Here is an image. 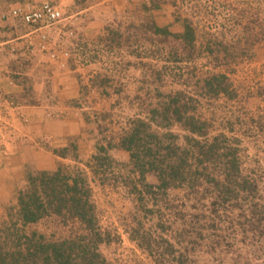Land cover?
<instances>
[{
  "label": "rangeland",
  "instance_id": "374dc122",
  "mask_svg": "<svg viewBox=\"0 0 264 264\" xmlns=\"http://www.w3.org/2000/svg\"><path fill=\"white\" fill-rule=\"evenodd\" d=\"M134 1L138 3L130 5V15L120 19L115 28L122 32L119 43L129 52L127 55L139 58L133 62L145 71L143 78L152 85L150 94L139 100L137 108L148 111L150 107L160 106L167 101L166 94L177 91L193 97L189 112L205 120L207 128L204 137H194L207 142L217 137L218 157L207 169L219 184L205 181L200 175L190 188L172 187L155 197L144 191L139 195L129 187L136 181L130 162L110 156V171L104 183L100 177L91 178L86 174L92 187L98 224L107 239L99 243L98 250L111 264H158L154 260L159 258L162 249L154 248L163 245L159 239L163 237L174 243L175 255L181 254L184 264H264V0H159L158 7L147 9L143 6L150 0ZM83 3L86 0H75L67 7L64 14H71L76 27L74 37L65 35L64 38L79 42L78 19L71 11L78 10ZM7 9L0 7V15ZM177 16L192 18L200 29L219 34L226 42L245 36L244 32L248 36L247 52L240 54L237 63L228 69L211 68L207 59L199 57L196 51L193 61L172 60L168 50L176 46L177 55L182 56L181 42L163 32L154 33L146 26L152 22L161 29L179 33L183 30V21L177 20ZM240 19L241 23L236 25ZM131 22L135 27L128 26ZM136 26L140 28L137 30ZM77 45L76 49H62L57 45L54 59L64 57V50L70 51L68 58H77L80 52L79 43ZM44 52L49 55L48 51ZM208 70L226 73L231 97L205 92L202 79ZM115 114L111 123L119 122L118 117L124 116L123 110ZM151 128L165 132L155 125ZM167 131L175 134L176 144L185 145L186 131L176 124ZM227 149L236 156L234 172L224 167L229 157L220 155ZM146 181L157 183L151 173L146 175ZM25 183V178L16 179L6 193H0V224L16 214L19 191L24 189ZM138 220L141 225L135 233L138 238L134 240L130 235ZM56 223L52 218H45L25 229L47 236L53 231L56 236L66 235L68 229ZM145 231L155 240L150 252L138 246L140 235Z\"/></svg>",
  "mask_w": 264,
  "mask_h": 264
},
{
  "label": "crops",
  "instance_id": "0c3cea01",
  "mask_svg": "<svg viewBox=\"0 0 264 264\" xmlns=\"http://www.w3.org/2000/svg\"><path fill=\"white\" fill-rule=\"evenodd\" d=\"M42 1L56 4L64 16L75 2L0 0V7ZM136 3L86 0L71 11L78 19L79 42L64 38L62 21L57 27L36 29L0 15V193H6L16 179L23 181L29 168L52 171L69 163L96 178L91 165L101 154L100 147L103 155L129 163L130 152L118 142L136 118L167 130L151 121L149 111L137 108L152 89L144 80L145 71L133 62L139 58L109 40L117 22L128 17L130 5ZM41 31L62 49L82 44L77 58L50 57L39 47ZM120 110L124 116L111 123Z\"/></svg>",
  "mask_w": 264,
  "mask_h": 264
},
{
  "label": "trees",
  "instance_id": "16d2710c",
  "mask_svg": "<svg viewBox=\"0 0 264 264\" xmlns=\"http://www.w3.org/2000/svg\"><path fill=\"white\" fill-rule=\"evenodd\" d=\"M159 4V0H150L143 8H156ZM176 19L183 21L182 32L171 33L152 22L146 26L154 33L163 32L181 42L183 57L177 55L179 51L176 46H170L168 50L169 57L174 61H193V52L196 51L199 57L207 59L211 68L228 69L237 63L240 54L247 52L245 48L249 45L248 36L244 32L242 34L245 36L226 42L219 34L200 29L192 18L177 16ZM239 21L241 19L236 21V25L241 23ZM128 26L135 27V23L131 22ZM136 28L138 30L140 26ZM121 36L116 30L110 33L109 40L119 44ZM205 75L202 81L206 93H224L231 97L225 72L208 70ZM165 97L166 102L148 109L151 121L166 129L176 124L186 131L187 134L183 136L184 146L174 142L176 136L173 132L166 130L159 133L151 128L149 121L141 118L134 119L132 126L119 136V146L130 152V170L136 175V181H132L129 186L130 190L139 195L144 191L155 197L172 187L190 188L195 186V181L200 175L205 181H218L210 176L207 169L218 157L217 137L210 142L194 137H204L207 128L205 120L189 112V109H192L189 102L193 101V97L184 96L180 91L166 94ZM108 144L112 145L110 142ZM99 149L101 154L93 157L94 163L91 167L93 175L100 177L101 183H104L111 159L107 154H102L104 148ZM220 155L229 157L224 167L234 172L237 168L235 153L227 149ZM150 173L156 177L157 183L146 181V175ZM227 176L226 174V179ZM122 179L125 182L124 176ZM25 182L24 189L19 191L16 214H11L10 220L0 224V264H111L98 250L99 243L107 239L103 237L105 231H102L98 224L92 187L84 169L76 165L59 164L52 171H27ZM223 188L229 189L226 186ZM45 218L56 220L55 225L68 229V233L56 236L53 231L47 236L37 230L25 229L27 225L38 223ZM136 225L130 235L134 240L138 238L135 233L139 232L141 222L138 220ZM159 227L163 228L161 224ZM159 239L163 245L154 249L162 250L159 258L154 261L158 264H184L181 254L175 255L174 243L168 238ZM153 242V237L145 231L140 235L138 246L150 252L154 247Z\"/></svg>",
  "mask_w": 264,
  "mask_h": 264
},
{
  "label": "built area",
  "instance_id": "2783aa9c",
  "mask_svg": "<svg viewBox=\"0 0 264 264\" xmlns=\"http://www.w3.org/2000/svg\"><path fill=\"white\" fill-rule=\"evenodd\" d=\"M1 17H13L20 23L33 26L36 29L57 27L58 23L62 21L64 22L63 34L69 37L75 36V20L70 18V16L64 17L61 9L49 1H42L38 5H32L29 3L18 4L3 11L1 13ZM39 40V47L43 51H48L50 57L56 58L57 54L55 52V48L57 45L53 43L51 37L46 32L41 31L39 33ZM79 46V49H81L82 44L79 43ZM62 54L64 57H69L70 51L64 50L62 51Z\"/></svg>",
  "mask_w": 264,
  "mask_h": 264
}]
</instances>
